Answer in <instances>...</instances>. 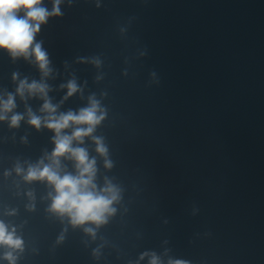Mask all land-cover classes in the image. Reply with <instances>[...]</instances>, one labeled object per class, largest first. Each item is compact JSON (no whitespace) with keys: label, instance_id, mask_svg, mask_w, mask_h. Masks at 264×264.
<instances>
[{"label":"clouds","instance_id":"1","mask_svg":"<svg viewBox=\"0 0 264 264\" xmlns=\"http://www.w3.org/2000/svg\"><path fill=\"white\" fill-rule=\"evenodd\" d=\"M61 0H53V7L49 11L43 6V0H0V50L7 51L13 59L23 57L34 58L35 63L44 76L49 74V60L46 51L40 42L35 41L37 33L42 24L49 17L61 15L59 5ZM23 13V15H21ZM13 79H16L14 74ZM67 95L71 96L78 91L74 80L65 86ZM48 86L42 82L33 81L29 83L26 79L21 80L16 94L23 99L28 96L39 95L44 99L41 112L47 113L43 118L28 111V123L39 129L41 125L54 132L53 152L48 159L50 163L45 164L43 160L27 169L24 179L26 181H46L54 189L51 211L67 216L73 225H84L91 222L97 225L106 221L107 215L114 209L112 204L118 199V190L108 185L103 189H97L94 183L95 161L90 160L85 149L73 147V142L82 143L89 136L94 127L103 119L98 115L99 107L94 100L86 108L78 112L56 114L57 108L47 99ZM16 107L15 96L9 94L6 99L0 98V120H5L7 114ZM23 116L14 114L10 118V126L16 127ZM72 129L70 135L64 134V130ZM97 151L105 153V148L100 141H96ZM61 158H69L75 162L76 174L60 172ZM22 170L17 168V172ZM22 240L10 231L8 226L0 221V247L13 250L22 248ZM5 258L9 264H15L12 252L6 253ZM143 258V257H141ZM150 264H159L158 258L153 255ZM173 264V262H170ZM174 264H182L175 261Z\"/></svg>","mask_w":264,"mask_h":264}]
</instances>
